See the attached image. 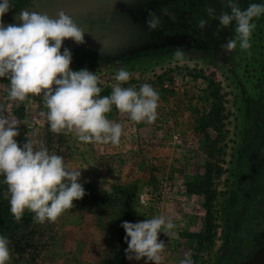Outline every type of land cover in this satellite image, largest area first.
<instances>
[{
  "label": "rangeland",
  "instance_id": "rangeland-1",
  "mask_svg": "<svg viewBox=\"0 0 264 264\" xmlns=\"http://www.w3.org/2000/svg\"><path fill=\"white\" fill-rule=\"evenodd\" d=\"M227 2L137 0L141 25L131 16L124 22L151 37L143 48L100 60L71 52V70L95 73L101 96L111 94L120 69L131 74L122 87L139 91L147 83L159 93L152 124L132 122L115 106L106 114L122 125L118 145L84 143L74 132L52 133L39 115L47 111L41 97L9 101L10 81L0 78V108L19 123L14 138L18 145L29 139L37 150L41 143L49 154L57 150L69 169L81 172L78 183L96 197L74 201V208L55 222L36 223L34 213L28 212L27 226L12 239L7 237L11 251L7 264H116L123 255L126 264H145V258L127 259L121 224L156 216L176 226L170 236H158L166 244L162 264H180L186 253L194 264H237L235 255L249 247L226 245L235 233L230 216L232 155L251 122L257 125L262 110L264 19L254 20L250 56L238 46L229 51L226 44L235 36V24L225 28L218 19L230 13ZM163 8L175 20L162 16ZM209 8L214 10L211 17ZM149 11L161 17L154 31L145 23ZM200 20L207 21L204 28L199 27ZM177 48L184 52L183 61L174 59ZM262 218H252L245 228L254 222L263 227Z\"/></svg>",
  "mask_w": 264,
  "mask_h": 264
},
{
  "label": "clouds",
  "instance_id": "clouds-1",
  "mask_svg": "<svg viewBox=\"0 0 264 264\" xmlns=\"http://www.w3.org/2000/svg\"><path fill=\"white\" fill-rule=\"evenodd\" d=\"M11 7L10 0L0 2V78L10 81L9 101L24 102L30 95L41 97L47 111L39 115L46 118L50 131L57 135L74 132L84 143L119 144L122 125L110 121L106 115L113 106L137 124H152L157 119L159 93L147 83L141 85L139 91L122 87L131 78L127 70L120 69L116 73V84L108 96L100 95L102 89L95 73L86 68L71 70V52L67 48L61 52L63 41L85 42V30L71 16L60 10L53 18L25 8L14 16L20 22L18 25L5 26L2 17ZM226 7L230 13L224 12L218 17L220 25L226 28L235 24V36L227 42L226 48L232 51L238 46L250 56L251 37L256 28L254 20L264 15V4L252 3L242 10L233 0H228ZM207 12L211 17L214 10L209 8ZM161 13L175 20L167 8L161 9ZM145 23L149 31H154L161 17L149 11ZM206 23L200 20L199 27L204 28ZM174 59L183 61L184 52L177 48ZM4 112L0 108V176L6 185L3 195L9 202L10 213L16 222L21 220L25 210L34 213L36 223L55 222L74 208V201L85 195L83 186L78 183L81 172L69 169L61 155L49 154L43 143L38 150L29 139L19 146L14 139L19 135V123ZM121 227L126 233L127 259L145 258V264L149 261L162 264L166 244L158 236L172 234L176 227L172 220L156 216L136 223L125 221ZM9 245V239L0 236V264H7L11 259ZM180 264H194L191 254L186 253Z\"/></svg>",
  "mask_w": 264,
  "mask_h": 264
},
{
  "label": "flooded vegetation",
  "instance_id": "flooded-vegetation-1",
  "mask_svg": "<svg viewBox=\"0 0 264 264\" xmlns=\"http://www.w3.org/2000/svg\"><path fill=\"white\" fill-rule=\"evenodd\" d=\"M34 0H10L11 9L2 17V22L19 24L14 16L25 8L35 10ZM134 0H104L95 2L84 13L71 16L77 25L85 30L83 38L86 45L77 44L71 39L63 41L61 51L67 48L70 52H80L94 59H106L121 56L127 51L143 48L151 37L139 32L137 28H129L124 22L128 17L142 23L140 7ZM2 2V0H0ZM264 4V0H240L242 10L250 4ZM131 9L139 13V16ZM264 19L262 15L259 20ZM133 23H135L133 21ZM141 25V24H140ZM93 38V39H90ZM207 38V37H206ZM209 43L213 42L209 40ZM262 110L257 115V125L246 129L243 140L236 148L232 160L231 174L233 178L231 202V226L235 225V233L227 238L228 246H248L243 253L235 255L237 264L249 258L256 247L264 243V99L260 101ZM252 112H250V116ZM263 217L261 226L254 222L252 227L245 228L246 224L256 218ZM239 226H242L239 228Z\"/></svg>",
  "mask_w": 264,
  "mask_h": 264
},
{
  "label": "water",
  "instance_id": "water-1",
  "mask_svg": "<svg viewBox=\"0 0 264 264\" xmlns=\"http://www.w3.org/2000/svg\"><path fill=\"white\" fill-rule=\"evenodd\" d=\"M95 2L96 0H34L33 7L35 11L47 13L50 17L55 18L56 13L60 10H63L67 15H80ZM85 43L89 44L90 42L85 41L82 45H86ZM238 264H264V243L256 247L248 259Z\"/></svg>",
  "mask_w": 264,
  "mask_h": 264
},
{
  "label": "trees",
  "instance_id": "trees-1",
  "mask_svg": "<svg viewBox=\"0 0 264 264\" xmlns=\"http://www.w3.org/2000/svg\"><path fill=\"white\" fill-rule=\"evenodd\" d=\"M55 153L58 155L57 150L55 151ZM83 188L85 190V195L82 199L87 198L91 201H94L96 197L93 196L85 186H83ZM4 191H6V185L2 184V186L0 187V236L9 237V239H12L13 235L16 232L24 229L27 226L28 222L30 221L28 218L29 211L24 212L21 220L19 222H16L12 214L10 213L9 202L4 198ZM116 264H126L124 255L120 256V260L117 261Z\"/></svg>",
  "mask_w": 264,
  "mask_h": 264
},
{
  "label": "built area",
  "instance_id": "built-area-1",
  "mask_svg": "<svg viewBox=\"0 0 264 264\" xmlns=\"http://www.w3.org/2000/svg\"><path fill=\"white\" fill-rule=\"evenodd\" d=\"M138 197H139L140 202H143V196L140 194Z\"/></svg>",
  "mask_w": 264,
  "mask_h": 264
}]
</instances>
